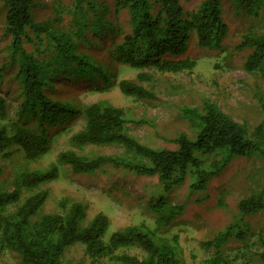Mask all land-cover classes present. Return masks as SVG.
<instances>
[{"label": "trees", "instance_id": "trees-1", "mask_svg": "<svg viewBox=\"0 0 264 264\" xmlns=\"http://www.w3.org/2000/svg\"><path fill=\"white\" fill-rule=\"evenodd\" d=\"M72 1L77 39L89 41L83 36L89 27L101 39L105 37V30L112 33L111 37L120 36L121 32L106 18V4L97 5L93 0ZM116 1V6L129 15L130 32L113 41L108 54L116 63L130 68L172 73L190 70L195 62L184 54L192 30L197 46L209 50H220L228 33L221 15V0H203L198 9L187 12L185 17L179 0ZM0 2L5 9V28L11 38V61L18 64L16 79L20 84L16 118L10 116L8 103L0 96V176L2 163L16 151L22 152L29 161L48 153L52 144L71 129L69 122L74 118L84 123L81 129L69 135L75 148L82 151L88 146L114 145L123 149L119 154L66 149L56 155L47 169H25L11 181L0 180V257L7 251L18 256L19 264H65L62 258L65 251L80 243L91 263L108 258L120 264H186L166 237L143 224L121 227L105 240L110 225L108 216L98 212L88 220L85 205L79 201L63 197L58 201L59 211L40 214L49 193L33 191L40 184L55 179L62 165L82 174L114 168L139 176H157L158 186L164 191L181 185L190 176V190L201 191L233 157L257 156L264 160L263 123L250 134L246 124L236 122L217 105L205 101L201 107L181 109V117L194 130L193 137L178 134L172 140L177 146L175 149L149 147L127 130L128 123L144 121L133 119L123 108L107 100L79 104L54 98L48 91L53 89L54 79L71 75L69 78L88 80L96 87H99L97 80L103 79L104 85L98 89L107 90L116 85L128 97L154 101L157 100L155 92L141 84L151 82V74L139 72L135 79L119 81L112 75L110 80V72L102 65L91 56L77 52L76 41L70 34H46L48 27L33 20L32 0ZM237 6L264 22V0H239ZM98 8L101 14L97 13ZM93 14H98L100 25H92L88 20ZM25 43L39 45L34 51H27ZM244 49H250L244 69L250 73L261 70L264 31L257 32L253 28L242 35L235 50ZM56 127L59 128L52 132ZM23 191L28 193L24 199ZM155 192L146 208L154 214L158 232L166 230L183 207L167 202L162 196L155 197ZM262 207V199L257 195L242 198L238 203L241 215L252 214ZM248 230L246 222L232 223L213 239L202 242L203 246L215 249L207 264H232L220 250L232 237L245 239ZM258 241L263 248L259 258L264 264L262 234ZM130 247L141 250L143 257L118 251Z\"/></svg>", "mask_w": 264, "mask_h": 264}, {"label": "rangeland", "instance_id": "rangeland-1", "mask_svg": "<svg viewBox=\"0 0 264 264\" xmlns=\"http://www.w3.org/2000/svg\"><path fill=\"white\" fill-rule=\"evenodd\" d=\"M93 1L97 5H107L106 18L121 32L120 36L111 37L112 33L105 30V37L101 39L89 27L83 34L89 41L77 39L75 32L78 26L71 13L72 0H32V17L35 22H41L44 27H48L49 33L44 32L47 35L61 36L63 32L70 34L76 41L77 52L91 56L102 65L110 72V80L112 75L115 76V81H119L135 79L139 72L151 74L153 80L141 84L153 90L157 100L128 97L122 94L116 85L101 90L98 88L104 85L103 79L97 80L99 87H96L88 80L69 78L71 75L54 79L53 89L48 91L50 96L73 100L79 104L107 100L123 108L133 119L143 120L142 124L128 123L127 130L141 143L157 149H175L177 146L172 140L180 133L193 137L194 130L181 117V109L187 106L201 107L205 101L217 105L236 122L246 124L250 134L260 123H263L264 128V63L261 70L255 73L247 72L244 62L250 49L235 50L245 33L253 28L257 32L264 31V22L242 11L241 7L237 6L239 0H221V15L228 26L222 48H199L195 31L192 30L184 57L192 59L195 65L190 70L177 73L158 72L153 69L138 70L113 61L108 54L109 49L113 41L117 42L122 35L130 32V18L126 10L116 6V0ZM179 1L185 17L187 12L198 9L203 0ZM99 11L100 8L97 13L101 14L102 11ZM97 16L98 14H93L88 17L92 25H100ZM10 42V35L5 28V9L0 2V96L8 103L10 116L16 118L20 84L16 79L18 64L15 60L11 61ZM38 45L25 43L24 47L27 51H34ZM69 124L71 129L68 133L60 136L42 157L29 161L24 158L22 152H14L10 159L2 163L3 173L0 180L11 181L25 169H47L54 162L56 155L66 149L94 154L123 152L120 146L114 145L88 146L80 151L72 146L69 135L83 127V120L74 118ZM58 128L51 131L54 132ZM191 181L192 178L187 176L181 185L164 191L158 186L157 176H139L114 168H106L105 172L82 174L74 173L69 166L62 165L55 179L40 184L33 192L46 190L49 193L40 214L59 211L58 201L63 197L84 204L88 220L98 212L104 213L110 221L105 240L121 227L143 224L154 230L157 235L166 237L186 264H207L215 249L201 243L213 239L232 223L246 222L249 229L246 238L240 240L232 237L220 251L228 256L232 264H262L259 252L263 248L259 244L258 236L262 234L264 238V160L257 156L233 157L201 191L192 192L189 187ZM154 191L155 197L162 196L167 202L183 207L171 225L158 232L155 216L146 208ZM27 195L28 193L23 191L22 199ZM251 195L259 196L263 207L252 214L241 215L238 203L240 199ZM118 251L140 258L144 255L136 247L120 248ZM62 258L65 264H120L108 258L91 263L80 243H75L67 249ZM0 264H19V258L5 251L0 257Z\"/></svg>", "mask_w": 264, "mask_h": 264}]
</instances>
